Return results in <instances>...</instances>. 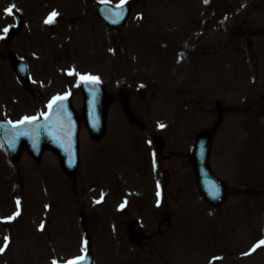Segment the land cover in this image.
Returning a JSON list of instances; mask_svg holds the SVG:
<instances>
[{
	"label": "rangeland",
	"instance_id": "1",
	"mask_svg": "<svg viewBox=\"0 0 264 264\" xmlns=\"http://www.w3.org/2000/svg\"><path fill=\"white\" fill-rule=\"evenodd\" d=\"M9 1L11 0H0V13ZM125 1L132 4L130 20L123 28L114 31L97 17L92 0H38L36 7H30L26 0L23 1L27 5L26 28L8 44L0 41V97H4V91L8 95L19 96L17 89L13 87L16 85L4 54L6 50H12L28 61L35 84L34 95L38 94L37 85L45 84L46 81L56 82L55 88L45 89L46 102L54 94L64 93L68 89L73 91L72 95L78 94L75 85L71 84L76 83L80 74L106 78L107 73L114 68L113 64L110 67L111 61L116 62L114 56L117 55V67L113 72H116L119 81L127 79L131 66L129 79L134 70L144 73V91H132L135 96L132 97L135 101L132 114L149 115L151 120L162 116L178 118L175 122L177 126L170 129V138L166 136L165 140L169 139L182 146L187 137L203 126L216 124L219 117H222L214 137L211 164L229 183L231 196L227 205L216 209L205 205L206 208H198V201L193 196L188 197L191 190L185 180L179 183L185 191L168 187L166 198L162 196L163 200L155 203L158 200L157 192L161 194L155 182H164L165 174L160 169L149 170L150 166H145L138 173L126 164L132 160V154L125 147L128 141L127 130L122 127L123 112L116 105L114 115L118 117V114H122V121L109 119L107 134L101 141L84 140L86 132L81 131L83 156L86 158L90 177H93L84 178L88 183L83 190L81 188L84 182L78 175L72 179L62 176L55 181L59 184H52L54 180L51 167L55 166V159L48 161L50 158L46 157L42 165L35 166L33 160L25 155L20 161L13 162L0 148V157L3 159L0 162V224L5 227V233L10 234L12 229L18 235L26 232L25 235L21 234L25 238L28 235L26 242L17 236V243L15 240L13 244L8 243V249L0 253V264H49L50 259L62 260L77 253L78 250L74 249L75 240L83 237V229L80 221L77 218L74 220V215H79L77 209L85 208L88 203L96 200L95 189H88L93 185H101L102 182L111 185L112 192L101 196L102 211L95 215L100 219L101 226L97 219L91 221L94 223L92 226L89 220L87 223L91 235L94 229L95 233L100 234L97 236L101 240L92 242L98 264L106 261L112 264H135L143 258L153 257L158 264H186L179 248L188 243L196 244V250L191 256L196 264H209L208 258H220V250L214 248L204 254L206 243L209 244L206 236L216 235L221 230L225 234L216 236L226 241L225 238L233 235V232H242L243 222L252 218L258 219V222L246 227V231L256 227L264 230V169L251 172L257 167H264V123L257 120L258 113L253 107V103L257 101H254L256 98L253 95L252 101L243 103V90L246 86L253 89L257 87V83L249 84L250 75H257L258 78L261 76V80H264V57L259 53L264 50H261L264 48V10L261 8L255 12L254 22L252 13L249 12L258 0ZM261 2L264 3V0ZM56 3L61 4L59 11L56 10L58 15L53 23L46 24L44 21L54 11L52 8ZM64 4L69 9L63 8ZM245 9L247 11L244 13ZM65 10V20H62L61 13ZM32 29L36 30V36H32ZM31 36L33 41L29 42ZM243 45L254 51L251 63H256L257 67V62L260 61L259 73L245 58ZM195 46L199 48L196 49ZM106 61L108 62L105 64ZM2 70L6 72V80L11 87L8 91L3 84ZM22 91V103L30 105L33 94L24 89ZM110 94L115 97V93ZM262 96L259 95L258 98L262 99ZM216 100L228 110L219 113ZM138 120L137 125L147 128L146 118ZM261 127L263 132L258 131ZM244 131L250 132V151L243 147ZM136 140L137 147L141 148L140 138ZM187 148H184L181 155L188 162ZM135 153L133 155L137 154ZM183 158H179L178 163L170 162L173 163V175L181 174L185 172L184 168H188L189 164L182 166V162H185ZM187 172L190 177V171ZM154 173L155 182H152L150 176ZM54 197L62 206L65 204L67 213L63 208H45ZM123 200L127 202V207L121 210L118 204ZM17 201L23 207L19 215L14 217L13 204ZM162 206L164 210L153 212V209ZM158 213L162 217L169 215L172 224L169 226L170 223L165 224L161 220L158 235L153 238L150 221L152 217L155 221ZM67 214L71 215L67 221L72 230L70 234L75 236L73 240L69 234L66 236L60 233ZM111 215L114 218L113 225L109 224ZM12 216L14 218L9 220ZM135 217L147 229V237L143 241L148 245L147 250L141 247L143 251H140L127 244L124 225L128 219ZM56 219L58 228L53 229ZM154 221H151L153 226ZM40 223L44 224L43 229L38 227ZM239 223L242 227L238 226ZM13 224L16 228H9ZM0 228L2 229L1 226ZM209 230L211 233L207 234ZM260 231L261 229L257 230ZM242 237L243 233L239 242ZM258 237L261 234L253 236L249 243ZM49 239L53 242L50 243L51 251L47 253L40 250L41 244ZM245 248L240 250L245 251ZM16 249H19L18 253ZM142 252L145 253L144 257ZM148 252L150 255L146 254ZM48 255L50 259L47 258ZM238 257L243 258L240 252ZM219 263L224 264V261L220 259ZM243 264H247V261Z\"/></svg>",
	"mask_w": 264,
	"mask_h": 264
},
{
	"label": "snow or ice",
	"instance_id": "2",
	"mask_svg": "<svg viewBox=\"0 0 264 264\" xmlns=\"http://www.w3.org/2000/svg\"><path fill=\"white\" fill-rule=\"evenodd\" d=\"M125 2V0H121V5H118V7L122 6L123 3ZM205 2H207V0H205ZM6 11L8 13H12V8H8L6 9ZM58 15V13H56L55 11H53L52 13L49 14V16L46 18V20L44 21L46 24L47 23H53L54 22V19L55 17ZM4 32H7L8 31V28H5L3 29ZM69 74H72L71 72ZM98 77H95V76H91V75H88V76H80V80L81 81H84V80H87V81H90L92 83H97L98 82ZM95 95V93H93V96ZM66 99L65 96H57V97H54L53 98V103H55L56 101H61V100H64ZM49 108L52 107V104L50 103L48 105ZM37 119V117H24L21 121H19L18 123L19 124H24V123H31L32 121H35ZM160 127H164V125H160ZM159 187V185H158ZM160 193L159 191L157 192V196H159ZM103 196V194H102ZM102 198V197H101ZM100 201H97V203H99ZM17 204H19V202H17ZM121 207H123V205H121ZM19 213H16V215H18ZM14 217H9L8 219H13ZM41 229H43L44 225L41 224ZM7 237L4 238L5 240V243L2 247H0V253L4 252L5 249L7 248L8 244H7ZM260 244H264V240L260 241ZM84 245L86 246L87 245V242L85 241L84 242ZM259 246V245H257ZM84 249H82L83 251ZM254 250V249H253ZM85 259V256L84 255H81V256H78V257H75L73 260H70L67 262V264H80L81 261H83ZM53 264H56L55 261H53Z\"/></svg>",
	"mask_w": 264,
	"mask_h": 264
},
{
	"label": "water",
	"instance_id": "3",
	"mask_svg": "<svg viewBox=\"0 0 264 264\" xmlns=\"http://www.w3.org/2000/svg\"><path fill=\"white\" fill-rule=\"evenodd\" d=\"M122 8V7H120ZM91 109V108H90ZM91 115H94V108L91 109V112H90ZM100 127V126H99ZM59 142H62L63 141V138L60 137V136H57L55 137ZM207 151H208V148L206 147L203 151V159L200 161V164H199V173L201 176H204L205 178H207V173L208 170L206 169V165L203 163V162H206V155H207ZM206 173V174H204ZM209 180L213 183V185L215 186V188L217 189L216 192L214 194L216 195H219L220 194V189L222 190V187L220 186L219 182L214 178V177H209ZM214 195V196H216ZM217 199V201L219 200V198L216 196L215 197ZM216 201V200H215Z\"/></svg>",
	"mask_w": 264,
	"mask_h": 264
}]
</instances>
